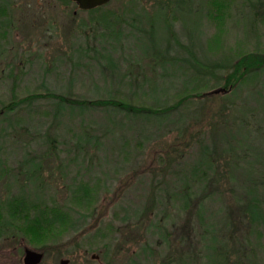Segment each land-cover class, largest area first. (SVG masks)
<instances>
[{
    "label": "rangeland",
    "instance_id": "1",
    "mask_svg": "<svg viewBox=\"0 0 264 264\" xmlns=\"http://www.w3.org/2000/svg\"><path fill=\"white\" fill-rule=\"evenodd\" d=\"M5 1L8 4L0 10V110L11 99L28 97L30 93L42 96L10 113L19 124L0 129V160L4 172L8 171L2 175L0 172V204L6 201L7 194H16L22 179L20 175L16 182L15 172L27 152L30 158H41L45 184L41 197L45 202L71 205L69 199L73 197L68 185L74 178L76 182L82 180L88 184L83 205L73 201L75 210L88 217L76 229L61 225L60 230L54 229L48 234L23 230L11 237L2 235L0 264H22L25 248L43 251L39 264H62V259L67 264H199L203 249L192 236L193 212L178 210V202L170 199L169 190L174 194L180 192L182 182L187 181L188 165L206 142L213 150L211 178L215 183L210 189L217 184L219 191L210 197L207 207L214 211L222 203L227 214L223 222H228L227 227L221 225L222 214L210 219L223 227L219 237L227 244L228 254L234 255L229 259L239 260V252L247 247L243 241L247 227L246 220L233 206L227 175L232 170L235 180L240 181L244 172L232 166L229 156L222 151L217 133L223 129L221 117L225 114L231 128L243 111L248 114L262 111L255 93L260 88L258 81L246 83L237 97L227 94L231 88H224L223 84L242 56L264 55V0H189L201 30L198 40L192 42L183 28L182 18L186 14H177L176 0H109L92 12L81 11L76 3L64 0ZM172 7L174 19L169 15ZM104 13L128 21L138 19L143 27L150 22L163 25L171 20L173 35L181 45L192 43L200 65H187L184 69L187 91L181 93L179 86L162 97V102L171 105L183 99L185 102L180 108L172 109L170 117L160 124L149 122V128L141 133L138 121L119 124L116 119L117 126H111L105 120L101 104L94 105L84 115L83 125L90 133L97 134L100 146L87 148L82 153L85 156L81 171L70 163L65 173L63 164L75 155L70 131H79L81 124L79 118L52 117L51 97L43 94V85L64 93L69 87L71 98H95L89 77H83V71L89 73L87 67H75L68 55L75 37L89 38L93 44L95 29L102 26L98 18ZM189 23L194 25L192 20ZM139 42L146 45L147 40ZM150 61L151 57L144 58V73L148 72L146 63ZM89 68L95 80L100 73L93 65ZM72 76L74 80L69 82ZM123 93L122 96L127 94ZM175 114L183 115L182 124L174 119ZM261 130L264 131V122L253 128L254 133ZM46 134L53 138L52 148L42 138ZM147 134L150 138L142 142L141 136ZM255 138L262 140L261 135ZM125 142L127 151L123 152L121 147ZM260 145L264 148V141ZM84 166L88 168L85 170ZM251 166L253 175L264 181L262 166L256 163ZM252 241L255 252L249 255L251 260L264 264V237ZM93 254H98L99 259H94Z\"/></svg>",
    "mask_w": 264,
    "mask_h": 264
},
{
    "label": "trees",
    "instance_id": "2",
    "mask_svg": "<svg viewBox=\"0 0 264 264\" xmlns=\"http://www.w3.org/2000/svg\"><path fill=\"white\" fill-rule=\"evenodd\" d=\"M64 1L67 3L73 2L72 0ZM176 1L177 4L174 5H176L177 14H186L185 18H182V22L188 38L191 39V42L198 40L197 37L201 34L200 22L191 11L192 7L189 0L185 3L184 0ZM6 4L8 3L5 0H0V10ZM184 4H187V6L184 7ZM104 5L89 9L77 8L81 11L92 12ZM173 9L172 7L169 15L174 19L176 17L172 11ZM214 16L218 15L214 14ZM137 20L131 18L128 21L119 19V16L104 13L101 18H98V24L102 26L95 29L93 44L89 43V38L81 39L80 36L74 38L73 47L70 50L73 55H70V53L68 59L75 67H82L81 65L87 67L86 70L89 73L85 74L86 72L83 71V77H89L91 90L95 98H71L68 96L69 87H66L68 91L64 93L56 92L47 87L46 84H42L45 88L43 94L45 93L51 97V114L54 119H61L66 115L69 120L76 118L80 120L81 128L79 131H70V128H68L72 137L71 147L74 148L75 155L63 164L65 173L70 163L78 171H81L82 160L85 156L82 153L87 148L93 149L100 146V138L97 134L90 133L83 125V122H85L84 115L92 110L94 105L101 104L105 110V120L111 126H117L116 119L119 120V124L138 121L141 124V129L139 128L138 131L141 133L149 128V122L152 125L153 122L160 124L170 117L169 112L172 109L180 108L181 103L185 102L180 98L181 100L171 105L162 102V97L172 88L178 89L179 86L182 90L181 93L187 91V78L183 74L184 69L187 65L190 67L200 65L198 60L196 62L192 43L191 45L180 44L178 37H175L172 33L173 22L171 20L170 23L163 25L156 22L157 26L156 23L150 22L146 27H143ZM191 20L194 25L189 23ZM8 23L10 24V21ZM154 36H156L158 43L155 42ZM143 39L147 40L146 45H140L139 41ZM75 52H78L77 55ZM252 56L248 54L238 59L237 64L233 66V74L226 77L223 85L224 88H231L226 92L227 94L237 97L243 87L247 85L246 83L253 79L258 81L260 83L258 87L260 86V88L256 89L255 93L260 100L262 111L258 113L255 110L252 114L243 111L241 117L235 123L236 125L231 128H228L231 122H227L228 115L225 114L221 117L223 129L217 133L222 142L223 153L229 156L234 168L239 167L244 172L240 181L235 180L232 170L227 175L228 192L233 198V206L237 209L239 215L246 220L247 227L246 238L242 237L247 247L244 251L239 252V260H237V257L229 259L234 255L228 254L227 244L219 237V233L223 228L221 225L224 226L228 223L227 221L223 222L227 216L225 206L221 203L214 211L209 210L207 207L210 197L219 192L217 184L213 189H210L211 185L215 183V179L211 178V174L214 173V165L211 159L213 150H211L212 145L210 143L202 144L197 156L188 165L187 181L182 182L183 188L180 192L174 194L173 190H169L170 199L178 202L176 205L178 210L190 209L193 212L195 227L192 236L198 240L203 249L199 264H257L251 260V256L255 252L252 239L257 240L264 237V181L261 180L262 177L256 178L251 168V165L256 163L258 166H262L264 170V148L260 145L264 141V131L261 130L258 133L253 131L255 125L264 122V55L256 54L254 57ZM145 57H151V61L146 63L148 66L147 73L142 70L145 65L143 64ZM90 65L97 67L100 73L95 76V80L92 79L90 74L92 72V69L89 68ZM103 72L106 74H103ZM73 80V76L69 78V82ZM123 91L127 93L124 96H122ZM221 91H223V88ZM97 94L98 96H96ZM253 95L255 96V94ZM39 96L42 95L30 93L28 97L17 100L11 99L5 105V108L0 110V129L7 130V127L15 126L18 120L12 119L10 113L23 104L29 105ZM122 97L130 100L125 101ZM135 99L138 101H134ZM245 102L248 104L247 98H245ZM175 115L177 116L174 119L182 124L184 122L183 115ZM12 123L14 124L12 125ZM256 135H261L263 141L261 139L257 140ZM43 137L44 142L50 143V147H48L52 148L53 138L51 139L49 134ZM149 138L150 135L147 134L141 136L140 140L143 142ZM126 142L121 147L123 152L127 151L124 148ZM84 168L86 170L88 167L84 166ZM0 172L1 175L8 172L6 170L4 172L1 160ZM20 175L22 181L21 184L17 185L16 194H7L6 201L0 204V237L2 235L11 236L17 231L23 230H40L48 234L54 229L60 230L59 226L61 225H67L69 229H76L88 217L85 213L77 212L78 210H75V204L73 203L74 200H78L81 205L85 202V197L88 195V184L86 182L82 180L76 182L75 178L73 179L71 184L68 185L69 192L73 197L69 199L71 205L65 204L63 206L54 202H45L41 197L45 186L42 178L41 158H30L27 152H24L20 168H18V172H15L14 179L16 182ZM71 212L74 213V217H72ZM221 214L223 223L221 225L210 219L213 216V218L218 215L221 216ZM124 219H127V217ZM135 219L138 220L139 216H136ZM225 227H227V224ZM161 228V225H159L158 229ZM254 234L255 237L253 238ZM242 255L246 257L243 258Z\"/></svg>",
    "mask_w": 264,
    "mask_h": 264
},
{
    "label": "water",
    "instance_id": "3",
    "mask_svg": "<svg viewBox=\"0 0 264 264\" xmlns=\"http://www.w3.org/2000/svg\"><path fill=\"white\" fill-rule=\"evenodd\" d=\"M81 9H89L105 4L109 0H73ZM43 257V252L31 248L24 249L23 264H39ZM62 264H67V260H61Z\"/></svg>",
    "mask_w": 264,
    "mask_h": 264
},
{
    "label": "flooded vegetation",
    "instance_id": "4",
    "mask_svg": "<svg viewBox=\"0 0 264 264\" xmlns=\"http://www.w3.org/2000/svg\"><path fill=\"white\" fill-rule=\"evenodd\" d=\"M9 237H11V236H9ZM92 256H94V259H97V260L99 259V255L98 254H93ZM100 264H104V263H100Z\"/></svg>",
    "mask_w": 264,
    "mask_h": 264
}]
</instances>
